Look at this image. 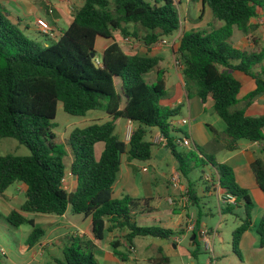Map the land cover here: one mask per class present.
Segmentation results:
<instances>
[{
	"label": "trees",
	"instance_id": "1",
	"mask_svg": "<svg viewBox=\"0 0 264 264\" xmlns=\"http://www.w3.org/2000/svg\"><path fill=\"white\" fill-rule=\"evenodd\" d=\"M191 1L207 7L212 18L223 25L209 32L180 31V15L174 0L153 4L145 0H80L70 25L46 45L27 37L0 5V138L15 139L29 152L27 156H0V196L12 184L24 186V202L6 216V221L15 228L32 227L26 238L28 248L41 241L44 230L26 214L62 216L68 206L74 214L91 220L94 240L101 241L105 234L119 231L125 233L123 239L130 247L136 238L170 241L176 232L136 224L133 211L140 207L142 200L128 196L112 198L121 157L125 156L127 162L150 161L155 144L149 133L156 130L166 139L165 149L177 163L182 179L191 183V170L209 165L215 172L211 175L213 185L234 198V204L226 205L222 214L235 216L234 211L242 206L240 225L231 233V247L243 264L240 241L252 229L254 209L248 192L236 183L233 170L227 164L217 163L199 148L177 150L179 145L177 138L172 137L170 121L177 116L180 106L160 105L166 95L165 71L159 66L160 58L127 54L118 44L119 38L130 37L141 41L149 50L178 33L172 53L185 91L187 96L197 95L202 103L211 98L212 110L224 124V149L236 151L241 141L264 145V116L246 114L253 100L264 95L262 72L255 70L264 61V47L251 51L235 48L231 42L237 29L256 46L253 34L258 26L252 20L264 11V0ZM202 15L201 9L199 18ZM98 38L111 43L96 60ZM153 72L155 80L149 84L144 76ZM234 72L250 77L254 83V89L243 97H240L242 84ZM116 79L121 82L119 92ZM58 102L72 116L101 111L110 118L103 124L70 132L73 161L69 170L76 181V189L71 192L63 187L66 151L54 141L52 120L56 117ZM119 119L135 125L127 143L115 134V121ZM99 143L103 144V150L96 158L94 150ZM250 168L256 186L264 194V160L256 158ZM188 192L189 201L196 205L194 192L190 188ZM200 227L199 212L192 233ZM255 233L260 248H264V213ZM116 243L112 242L111 247L126 263L127 255L123 257L116 252L119 247ZM193 243L191 257H195L199 248L196 240ZM58 264L99 263L90 242L71 238L63 249V261ZM150 264H171V260L158 248Z\"/></svg>",
	"mask_w": 264,
	"mask_h": 264
},
{
	"label": "crops",
	"instance_id": "2",
	"mask_svg": "<svg viewBox=\"0 0 264 264\" xmlns=\"http://www.w3.org/2000/svg\"><path fill=\"white\" fill-rule=\"evenodd\" d=\"M31 1L34 4V7L36 5H39L37 0H31ZM177 1L178 2L176 4L179 11L180 24H181L180 31L181 29H184L185 31L195 30V31L209 32L213 29H218L223 25L222 22L216 21L212 18L211 12L207 7L202 8L200 4L193 3L191 0H177ZM2 2L8 3V2H13V0H3ZM77 3H78L77 4L78 5L77 8H78L80 7L79 6L80 1L77 0ZM71 4L73 3H69L68 0H64L59 3H56V8L54 9L56 12V16L53 20L55 26L52 27L49 24V26H51L53 30L52 37L44 36L39 32L38 28L35 25L37 19H42L39 17H36V19L34 20L32 33L44 36L43 40L45 45L49 41L50 42L55 41L62 34V32L70 25L72 21V16L75 11V6L73 7ZM201 9L203 10V15L201 18H199ZM193 13L195 14V16H193ZM8 18L11 19L10 15L8 16ZM252 24L258 26V29L253 34V37L255 38L256 41V46L255 47L252 46L247 38H245L237 29H234L233 35L231 37V42L235 48L255 51L264 47V11L258 13V16L252 20ZM63 26L65 27L64 30H62L61 28ZM27 28L28 27L26 26L25 29L27 30ZM125 40L126 39L124 38H119L118 44L122 49V51H124L127 54L156 56L154 55V52L157 50L158 47H162L157 43L158 47L151 48L148 50L141 42H137L136 44L133 43V45H130V44H126ZM106 47L107 45L101 48L100 56L102 55V52ZM160 64H161V59L159 66ZM160 68L164 70L163 67L160 66ZM175 68H176L175 70L177 74L178 84L175 87L171 86V92L168 95L169 99L167 100L169 102V105L166 107L174 108L176 106H180L181 108L182 106L183 108L187 109V114H188L187 125H188L189 137L187 136L185 137H187L191 143V147L188 150L195 151L196 148L199 149L205 148L203 149L205 151L203 154L206 156L213 157L215 161L219 164H227L228 166H230L233 170L236 183L241 188L245 189L248 192L249 197L253 203L254 209L252 212V229L247 233H245L240 241L242 263L264 264V248H260L259 239L255 233L259 220L262 214L264 213V194L256 186L250 168L252 162L256 158H261L264 160V145L261 143L239 142L238 150L233 152H229L225 150L224 149L225 136L223 135L224 127H222V129L220 130L216 129L215 127L219 123L218 120L219 118L214 114L212 110L213 103L211 98H208L205 103H202L200 98L195 94H191L190 96H187L184 82L182 81V78L179 73V69L176 66V62H175ZM255 70L256 72L259 73L262 72V77L264 79V61ZM233 75L242 84L240 97H243L246 93L254 89V83L250 77L245 76L239 72H234ZM154 80L155 78L153 79V81ZM118 83L121 86L120 80H118ZM165 85H166V81H165ZM123 104L124 103H122V106ZM242 105L243 104L241 103L240 106ZM179 112L180 109L178 111V114ZM246 114L249 116H257V117L264 116V95L257 97L253 100V102L246 108ZM206 116L210 119L209 122L206 120ZM175 117L171 119L170 123L173 129L172 137L177 138L178 134H180L179 133L180 120H175ZM198 118L201 119V122L196 123L195 120H197ZM134 127L135 125H133L132 123L126 120L119 119L115 121V132L117 131L119 132V134L121 135V140L124 143L128 142L130 136V135L129 136L126 135V130L131 129L132 131ZM151 133L159 134V132H157L156 130H151ZM154 146L155 148L158 149V151L155 152V154H153L152 152L151 160L141 164L140 166L132 162H127L125 156L121 157L120 170L117 174L116 181L112 186V198L120 199L123 196H128L135 200H142L143 203H141L140 207L136 208L133 211V213L135 214V222L138 217V219H142V220H146L150 218L153 222L159 224L165 222L167 224H171L173 226L172 227L173 231L176 232L177 234L173 236L170 241L159 240L155 242L159 244L158 248H161L164 252L168 250L169 252H171L172 256L176 254L177 256L178 255L186 256L189 255L188 248H194L195 246V243H193L194 241L190 242V238L193 235L192 232L196 229L195 219L197 218V214L199 213L198 207L200 206V204L202 205L206 198L214 200L215 210L219 215V217H222L223 209L225 208L226 205L232 204V202L227 200L228 195H226V193L222 189H220L215 183L213 185L211 175L212 173L214 174L215 172L212 170L211 166L209 165L204 166V169L201 172V176L199 177L200 185L202 186L196 187V185H192L191 179H190L191 183H188L186 180L180 178V175L176 171L177 164H173V166H170L172 170L169 169V172L167 174L163 173V171H160L159 169V167H161L160 160L163 157L162 151L166 149L156 145ZM221 151L225 152L226 154L223 155V159L221 161H217L216 159L218 157L217 153L221 154ZM99 157L100 155L97 158ZM69 168L70 165L67 167V171L63 182V187L65 190L71 192L76 189V181L74 177L70 174ZM151 171L153 173L158 171L162 172L160 173L161 174L160 182L163 183L164 181V185H165L164 188L166 189L167 192L165 195H162L164 191L162 193L161 192L158 193V189L154 185V183L158 180L156 179V177H154L153 174H151ZM174 175H177L179 179L178 186L175 187L178 188L177 191L174 190L172 191L171 189L168 188L171 186V178ZM164 185H162V187ZM188 187L194 192L193 195L195 194V199L197 201L195 205L190 200L188 203V207L187 206L183 207L181 204V199L184 193H187L189 196ZM18 188L20 193H24L25 188L22 184ZM238 209L242 212L241 205L239 206ZM158 215H161L162 217ZM190 216L193 217V221H194L193 231L187 230L188 219ZM161 218H164L166 221L164 222ZM77 232L78 233L77 235H74V238H81L82 240L91 243L92 251L99 264H133V263L141 264L138 262L132 263V257H128V255L126 254V253L129 254L128 248L130 246L127 245L126 243H123V241H121V243L120 242L116 243V245L119 246L116 249V252L121 254V256L123 257L124 254L127 255V259H128L127 262L123 263L121 261L120 256L114 253L111 244L112 242L116 241L115 234L118 233L123 234V232L114 231L112 233L105 234L104 239L101 241L94 240L91 235V220L89 218H83L82 222L77 226ZM198 232H200L202 235L201 238L196 237L194 239L196 240L197 245L198 246L203 245L204 250H208L209 252H214V250L212 249V241L209 238V232L206 229V224H204V222L202 223V220H201L200 230L197 231L195 234H197ZM137 239L139 238L133 240V249L135 254H136L135 246H137L135 244V241ZM205 239H209L208 244L205 242ZM161 242L162 243L164 242V244H160ZM39 243H43L42 240ZM185 245H187L188 247L187 249L183 247ZM35 247L36 245L32 248ZM231 251H232V247H231ZM20 253L22 255H25V251L23 252L20 251ZM165 253L168 254L167 252ZM233 255L235 254L233 253ZM166 256L169 257V255ZM135 257H136L135 259L138 260L139 262H145V259L143 257H137V256ZM100 258H101V262H100ZM26 264H28V262Z\"/></svg>",
	"mask_w": 264,
	"mask_h": 264
},
{
	"label": "rangeland",
	"instance_id": "3",
	"mask_svg": "<svg viewBox=\"0 0 264 264\" xmlns=\"http://www.w3.org/2000/svg\"><path fill=\"white\" fill-rule=\"evenodd\" d=\"M0 0V5L2 8L7 11L10 15V21L17 25V27L24 32V34L32 40L40 42L44 44L43 37L38 34L32 33L33 23L36 17L44 19L48 24L52 27L55 26L53 20L56 16L55 8L56 3H59L64 0H37L39 5L34 7V4L31 0H13V2H2ZM71 1V2H70ZM80 1V0H79ZM151 2L152 4L158 2L160 0H145ZM69 3L73 7L75 6V10H77V0H68ZM176 2H178L176 0ZM80 6V4H79ZM47 12V13H46ZM193 16L195 14L193 13ZM18 19V21H17ZM190 19V18H188ZM190 21V20H189ZM28 27L27 30L25 27ZM50 28L52 29V27ZM62 30L65 27H61ZM53 31V30H52ZM43 35V34H42ZM53 36V35H52ZM48 37V36H47ZM178 37V33L171 39L165 38L168 42L167 46L158 47L156 44L153 48H157L154 52V55L160 57L161 64L160 66L165 70V81H166V95L160 101L161 106H168L169 102V94L171 92V86L175 87L178 84L176 68H175V60L172 55V49L175 48L176 45H173V48H170V43L173 40H176ZM126 44L133 45V43L141 42L136 41L130 37L124 38ZM110 40L98 38L95 49H96V60L100 59V50L102 47L110 44ZM175 44V43H174ZM147 83H152L153 79L155 78V74L150 73L144 76ZM115 86L118 91H120V85L118 80H115ZM166 103V104H165ZM188 119L187 109L181 106L179 114L175 117V120L181 119ZM206 120L209 122V118L206 116ZM219 123L215 126L216 129L220 130L224 127V124L220 119ZM110 121L108 115L101 111H89L84 116H72L67 114L62 107V103H57L56 109V117L52 120L54 124L53 132L55 134V143L63 145L66 151V157L64 158V165L65 171H67V167L73 161V153L71 151L69 145V135L70 132L74 129H83L88 127L92 124H103L105 122ZM196 123L201 122V119L198 118L195 120ZM129 128V127H128ZM180 134H178L177 138H183L185 136L189 137L188 132V125H180ZM115 134L121 138L119 132H115ZM131 134V129L126 130V135L129 136ZM149 137L156 146H160L157 144L158 138L160 137V133H149ZM243 142V141H241ZM205 148H201V152L204 153L203 150ZM103 150V144L99 143L95 146V157L97 158ZM178 151L185 150L183 147H177ZM158 149L155 146L152 147V152L155 154ZM163 157L160 160L159 167L160 171L163 173H168L170 166L173 164H177L174 158L170 155L169 152L166 150L162 151ZM218 157L216 158L217 161H221L223 159V155L226 154L225 152L221 151V154L217 153ZM4 155H13V156H27L29 152L24 145H20L15 139L11 138H0V156ZM132 163L140 166L143 163H139L137 161H132ZM204 167L192 169L189 173V178L191 179L192 185H196V187H200L199 177L201 176V172ZM176 171L177 167H176ZM162 172H152L151 174L156 177L158 181L154 183L155 187L158 189V193H162L165 195L166 189L164 188V181L163 183L160 182ZM172 173V171H171ZM179 174V173H178ZM181 178V177H180ZM186 182V181H185ZM164 185L162 187V185ZM20 183L12 184L5 193L0 196V250L2 249V253H0V263L1 264H58L59 261H63V249L66 245H68L71 238H74V235H77V226L82 222L83 216L79 214H74L71 211V208L68 206L64 215L56 216V215H42V214H26L28 218H31L35 221V225L40 227L44 230V236L42 237L43 243H38L35 248H27L26 245V238L32 231V227L30 225H22L18 228L10 226L6 221V216L13 210H18L21 204L25 200L24 193H20L18 190ZM172 191H177L178 188L173 187V182H171V186L168 187ZM188 207V204L186 205ZM214 200L206 198L203 204L198 207V212L201 213V220L202 223L206 224V229L209 232V238L212 241V249L214 252H209L208 250H204L203 245L199 246L198 253L195 257H191V255L181 256V255H174L172 256L171 252L168 250L165 251L169 255L171 264H206L208 260H215L216 264H239V260L233 255L231 251V233L232 231L240 225L239 218H241L242 212L239 209H236L235 216L230 215H222L219 217L215 210ZM162 217L161 215H158ZM164 222L166 221L164 218H161ZM136 223L140 227H155L160 226L164 229H172L171 224L162 223H155L150 218L146 220L136 219ZM173 231V229H172ZM216 232V233H214ZM124 234H115V239L117 242L123 241L125 243L123 237ZM214 234V237H213ZM155 241H159V239H154L151 237L139 238L135 241V250L136 254L134 253L133 247H129V254L128 257H132V263L138 262L141 264H150V257H155L157 255V248L158 243ZM164 244V242L160 243ZM186 249L188 248L187 245L183 246ZM138 248V249H137ZM194 248H188L189 252L192 251ZM21 252L25 251V255H22ZM135 256L143 257L145 262H139L136 260ZM190 256V257H189ZM188 261V262H187ZM101 262V258H100ZM134 264V263H133Z\"/></svg>",
	"mask_w": 264,
	"mask_h": 264
},
{
	"label": "built area",
	"instance_id": "4",
	"mask_svg": "<svg viewBox=\"0 0 264 264\" xmlns=\"http://www.w3.org/2000/svg\"><path fill=\"white\" fill-rule=\"evenodd\" d=\"M174 1L176 2V0H174ZM35 25H36V27L38 28V30H39V32L41 34H43L45 36H48V37H52L53 31L50 28L49 24L45 20L37 19L36 22H35ZM158 44L160 46H167L168 42L166 40H161V41L158 42ZM173 45H174V41L172 43H170V48H173ZM179 123H180V125H187L188 124V120L187 119H182V120H180ZM176 142H177V144L180 147H183L185 149H189L191 147V143H190V141H189V139L187 137L177 138ZM157 144H160V146L163 147V148L166 147V144H167L166 139L161 134H160V137L158 138ZM63 182H64V180H63ZM171 182H173V187H177L178 183H179L178 176L177 175L172 176ZM227 200L231 201L232 204H234V198L233 197L228 196ZM188 203H189V196H188L187 193H184L183 197L181 199V204L184 207ZM187 230L188 231H193L194 230V221H193V217L192 216H190L189 219H188ZM205 242L208 244L209 243V239H205ZM0 253L3 254L2 253V249L0 250ZM185 264H190V263H185ZM207 264H216V263L214 262V260H210V261L207 262Z\"/></svg>",
	"mask_w": 264,
	"mask_h": 264
},
{
	"label": "water",
	"instance_id": "5",
	"mask_svg": "<svg viewBox=\"0 0 264 264\" xmlns=\"http://www.w3.org/2000/svg\"><path fill=\"white\" fill-rule=\"evenodd\" d=\"M91 57L93 58L94 57V54L91 55ZM201 233L198 232L197 234H193L190 238V242L194 241V239L197 237V238H201Z\"/></svg>",
	"mask_w": 264,
	"mask_h": 264
}]
</instances>
